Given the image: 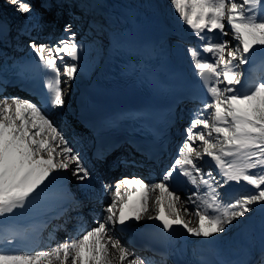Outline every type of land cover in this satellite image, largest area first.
Returning <instances> with one entry per match:
<instances>
[{"label":"snow or ice","instance_id":"1","mask_svg":"<svg viewBox=\"0 0 264 264\" xmlns=\"http://www.w3.org/2000/svg\"><path fill=\"white\" fill-rule=\"evenodd\" d=\"M8 3L25 20H35L32 0ZM172 5L197 41L185 51L203 89L176 157L159 180L124 176L115 185L104 184L114 196L105 217L53 248H10L21 233L0 228V264H146L114 230L144 219L154 193L156 214L147 218L159 221L166 232L181 228L195 238H214L242 218L264 215V77L250 84L244 69L257 61L264 66V0H172ZM62 31L51 44L25 41L46 72L41 100L0 95V224L31 210L66 173L86 186L94 179L51 118L66 106L65 88L70 90L78 76L84 47L71 24ZM186 185L194 190L183 201L191 207L183 211L197 217L196 227L178 207Z\"/></svg>","mask_w":264,"mask_h":264},{"label":"bare ground","instance_id":"2","mask_svg":"<svg viewBox=\"0 0 264 264\" xmlns=\"http://www.w3.org/2000/svg\"><path fill=\"white\" fill-rule=\"evenodd\" d=\"M33 1V0H32ZM48 2L41 5L40 8H42V11L45 9L46 13L44 15V18L40 21V23H35L36 19L34 21H31L30 24H35V28L30 27L29 25L25 28L28 33H30V39L36 38L37 41L41 39L40 36H36L34 34L36 29L39 30L38 25H40L41 31H44L45 29H48V31H55L59 28V23H55V17L60 19V22L62 20H65L68 16V13L66 9L72 3L71 0H47ZM111 1L118 2L120 0H105V4H108L109 11H110V17L114 18V21L121 20V16L119 12L116 10L114 5L111 3ZM125 1V0H121ZM146 2V5L151 10H157L156 6L149 3L147 0H143ZM169 1V0H168ZM35 2V1H34ZM34 5V4H33ZM39 7V6H38ZM105 7V5H103ZM44 8V9H43ZM0 16L1 18L6 21L4 24V30H9L7 34H0V46L1 42L5 39L7 42H15L12 43L13 46H17L18 48H24L26 38L23 34L21 36L22 42L18 43L17 38L12 33V30H19L20 26L23 23L28 22V20H25L23 16H21L19 13H17L12 5L8 3V0H0ZM37 16V14H36ZM176 21H180L178 19V15L176 19H172L171 24H174ZM72 24V23H70ZM77 24L76 26H78ZM180 25L186 26L182 23ZM113 25L107 24L106 32H108V29L113 28ZM187 28V26H186ZM31 30H34V33L30 32ZM188 30H190L188 28ZM12 31V32H11ZM62 32V30L60 31ZM10 33V34H9ZM9 34V35H8ZM177 34V37L179 36H187L185 35V32H183V35L178 34L177 30H175L173 27L169 28V33L166 35V38H170L171 35ZM57 35H52V38H48L49 41H46L45 43L51 44L56 42ZM35 39V40H36ZM108 39H106L104 45L107 43ZM190 44H195L196 40L194 37L190 36V39L188 40ZM173 42V41H172ZM175 42V41H174ZM106 47V45H105ZM4 51L7 52V48L4 47ZM257 64H260V61H257L254 65H252V68H255ZM188 69H192V66H187ZM251 84V82H249ZM74 81L71 83V88L73 89ZM67 90V88H65ZM11 96V95H9ZM66 106L60 110L55 111L51 114V118L54 120V122L57 124V126L62 130L65 137L69 140V143L73 145V147L82 154V158L84 160L85 166L89 168V170L92 172L94 179L91 181L90 186H86V184H83L79 181H77L74 177L71 176V173H66V179L62 181L61 184L50 186L46 192L44 193L42 199L27 213H24L23 215H18L15 220H12L9 218V221L7 224H0V228L3 227H10L13 230H16L21 233V236L16 240V243L13 246L18 247H27L28 242L30 244H33L34 246L32 248H41L45 245H48V247H43V249L40 250H48L50 248L55 247L58 243L63 242L65 239L63 237L67 238H76L77 233L79 231H74L75 228L80 226L81 224H84V229L95 227V222L97 220H102L105 217V209L107 206L111 203V201L114 199L113 191L110 188L109 190H105L103 185H115L116 181L121 179L124 176H134L140 175L141 177L145 178L146 180H159L161 178L158 177L162 171H164L167 166L169 165V155L168 153H164L163 156L160 157L161 165L159 167L156 166V163L153 161H149V168L147 170L144 169V167L135 166L131 163H120L117 157L124 156V157H130L134 158L135 154L128 153V150L119 147L112 153H110L107 157H105V160L101 161L98 160L97 157L88 156L85 158V151H88L89 149V137L83 135V129H77V127H72L71 124H75V126H78V120L76 118V111H74V115L72 117V113L70 111V101H69V95L66 92ZM65 127H68L67 130H63ZM76 131V132H75ZM73 135H66L72 134ZM77 133V134H76ZM79 134H82L84 137H81L80 139L75 140V137ZM182 134L178 135V137H181ZM88 141V142H87ZM176 143L175 140L172 141L169 145L170 152L177 151L175 149ZM200 166L202 165L203 161L198 162ZM154 171V172H153ZM157 175V176H156ZM113 176L115 177L114 180H112ZM123 188V186H121ZM191 189V186L188 185V190ZM104 192H107L106 195H104ZM187 192V191H186ZM94 195V197H91V195ZM181 195V202L178 204V207L181 209V212L184 214L181 215L184 217L186 216V219L188 221H191V226L196 227V216L190 215L189 213L183 211L185 208H190L191 205L185 204L183 201L186 198L185 194L183 195L182 191L179 193ZM190 193H186V196ZM158 195V193H154L152 195V200L150 201V209L147 214L152 213V211L156 210L155 205V196ZM90 201L92 204L88 205L86 207H83L84 202ZM71 202L70 210L62 217L61 220L57 221L52 227L49 228V231L46 234H50L52 237L51 241L48 242V238L45 237V235L38 237H33L36 233V230L39 228V225L43 223L44 219L46 218V213L49 211L55 210L57 207L62 206L64 204H67ZM110 202V203H109ZM88 215V217H87ZM145 216V218H147ZM94 217V218H92ZM87 218V219H85ZM144 218V219H145ZM185 218V217H184ZM140 220L141 222L144 220ZM72 221V223H70ZM134 221V220H133ZM139 221H134V223ZM243 222L244 226L249 225L253 222V219H249L246 223L244 221H238L234 223L241 224ZM233 223V225H235ZM82 227V228H83ZM241 229L237 226L233 228V230L225 235H216L214 237V241L211 244V246L214 247H221L223 250L222 255L225 256L226 260L228 262L234 263V264H244L245 260L252 254L251 248V242L246 240L244 237V227L240 225ZM34 229V234H28L25 235V231ZM60 231H64V234H61ZM114 234L116 238H118L122 245L128 248L127 246V235L118 233L116 229L114 230ZM118 236V237H117ZM190 239L193 240V242L197 241L198 238H194L190 236ZM209 246V245H208ZM131 253H133L136 257H140L138 254H136L135 250L132 248H128ZM241 249L248 250L247 252L241 251ZM134 250V251H133ZM115 253V250H113ZM142 259L146 261V264H165L163 261L155 262L145 256H142ZM167 264V263H166Z\"/></svg>","mask_w":264,"mask_h":264},{"label":"rangeland","instance_id":"3","mask_svg":"<svg viewBox=\"0 0 264 264\" xmlns=\"http://www.w3.org/2000/svg\"><path fill=\"white\" fill-rule=\"evenodd\" d=\"M147 1H149L154 6L157 5V12L161 15V17L163 16V20L168 26L173 27L175 30H177L178 34L183 35V32H185V35H187L185 38L187 40L190 39V35H192L191 30H188V27L186 28V26L180 25V23H182V21H176L174 24H171L172 19H176V17H177V13H176L173 5H172V0H169V1L164 0V3H165L164 6H167L168 10L171 13V16H169V18L167 17V19H165V16L163 15V13H161V8L159 5L160 0H147ZM32 2L34 4V9H35V19H36L35 23H37V22L40 23V21L44 18V15L47 14L46 10L43 8L44 10L42 11V8H40V7H41V5L47 3L48 1L47 0H33ZM100 3H101V5H105L106 7L108 6L107 4L104 3V0H100ZM83 10H86V9H85V6L80 1L75 2V0H72V3H70L68 8L66 9V11L68 13L67 18L65 20H62L61 22H60V19L57 17H55L54 19H55V23H59V27L61 28V30H62L64 24L72 23L71 25L73 27V30L77 34V39H79V41H81L82 45L84 46L83 47L84 48L83 68H84L85 73L88 74L89 71L91 70V68H96L99 61L104 57V52H105L104 43L106 41L107 32H106V24L104 23L103 18L101 17L100 14L97 13L100 17L97 16V18L94 19L93 17L88 16V14L85 13ZM36 14H37V16H36ZM91 18H93V20ZM0 22H3V24L6 23V21H4L1 18V16H0ZM30 22L31 21L23 23L20 26L19 30H12L13 32L11 31L15 35V37L17 38L18 43L22 42V38H21L22 33L20 30L25 29L29 25ZM77 24H79V25L76 26ZM38 27H39V30L38 29L35 30L37 32L34 33V30H31L30 32L32 33V31H33V33L36 34V36L37 35L40 36L42 38L41 40L45 39V40L49 41L48 38L49 39L52 38V32L53 31H48V29L41 31L40 25H38ZM29 38H31V37H29ZM255 73L257 74V76L254 78L253 82L264 77V66H262L261 64H257V66L255 68ZM66 92L69 95L68 99L70 101V111H71L72 117H73L75 110L73 108L72 88H70V90L69 89L65 90V93ZM57 111H60V110H57ZM71 126L75 128V124H71ZM67 129H68V127H65L63 130H67ZM183 130H184V128H183ZM75 132H72V134H67V133H65V134L66 135H73V133H75ZM81 137H83V135L79 134L78 136L75 137V140L78 141V139H80ZM89 141L91 142L90 138H89ZM177 149H178V147H177ZM84 153H85V158H87L88 154H90L89 149H88V151L84 150ZM176 154L173 155V157H172L173 160L176 157ZM81 156H82V154H81ZM121 157H124V156H121ZM117 159H120V157H117ZM162 174H163V172L160 173L158 177L160 178V176H162ZM114 179H115V177L113 176L112 180H114ZM192 190H194V189L191 186L190 191H187V192L183 191V195L185 194V197H186V193H190ZM106 194H107V192H104V195H106ZM87 202H89V201H87ZM154 211H155V209L148 216H151L154 213ZM182 215H184V214L182 213ZM184 217L186 218V216H184ZM92 218H94V217H92ZM195 218H196V223L198 226V219H197V217H195ZM249 219H253V222L250 223L249 225L244 226L243 222L241 224L234 223L235 225L229 226V228L226 230L225 233L219 234L218 236L230 233L233 230V228H235V226H237L241 229L240 225H242V227H244V237L246 240L251 242V245H252L251 251L253 252L255 249V246H263L264 245L262 243L263 239H264V215H261L259 212H257V213L251 214L246 219L242 218L240 221H244L246 223ZM70 223H72V221ZM80 229L81 228H76L75 231H80ZM30 231H31V229L25 231V234L30 233ZM61 234H64V232H61ZM47 238H48V242H50L52 239L50 234H47ZM66 238L67 237H65V236L63 237V239H66ZM48 245H49V243L43 247H48ZM127 246H128V248H131L129 245H127ZM43 247L38 248V250H32V251H39L40 249H43ZM241 251L247 252L248 250L241 249ZM135 253L138 254L140 256V258H142L141 254H139L137 252H135Z\"/></svg>","mask_w":264,"mask_h":264},{"label":"trees","instance_id":"4","mask_svg":"<svg viewBox=\"0 0 264 264\" xmlns=\"http://www.w3.org/2000/svg\"><path fill=\"white\" fill-rule=\"evenodd\" d=\"M71 1H72V0H71ZM75 7H76V6H75ZM86 9H87V8H86ZM165 9H166L167 11H169L167 6H165ZM169 13H170V11H169ZM91 15H92V17L95 16L93 13H91ZM92 19H93V18H92Z\"/></svg>","mask_w":264,"mask_h":264}]
</instances>
